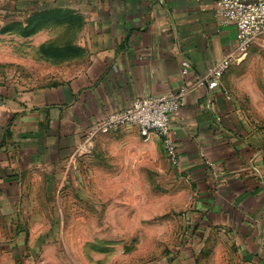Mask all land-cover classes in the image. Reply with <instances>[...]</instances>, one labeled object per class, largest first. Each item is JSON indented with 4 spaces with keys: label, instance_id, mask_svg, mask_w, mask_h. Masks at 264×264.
<instances>
[{
    "label": "crops",
    "instance_id": "crops-1",
    "mask_svg": "<svg viewBox=\"0 0 264 264\" xmlns=\"http://www.w3.org/2000/svg\"><path fill=\"white\" fill-rule=\"evenodd\" d=\"M215 1L81 0L31 13L23 24L31 33L16 37L31 50L23 77L0 84L2 207L58 201L95 122L186 87L171 118L180 159L173 172L188 190L183 216L195 232L230 231L248 261L264 264V137L242 119L227 86L240 63L219 88L198 85L236 51L237 30L217 17ZM148 142L166 149L160 137Z\"/></svg>",
    "mask_w": 264,
    "mask_h": 264
},
{
    "label": "rangeland",
    "instance_id": "rangeland-1",
    "mask_svg": "<svg viewBox=\"0 0 264 264\" xmlns=\"http://www.w3.org/2000/svg\"><path fill=\"white\" fill-rule=\"evenodd\" d=\"M79 2L0 0V84L23 77L31 50L16 37L31 13ZM232 72L228 92L264 137V40ZM80 158L58 201L37 196L21 209L0 202V264H252L230 231H192L183 216L186 186L166 149L138 127L98 136Z\"/></svg>",
    "mask_w": 264,
    "mask_h": 264
},
{
    "label": "built area",
    "instance_id": "built-area-1",
    "mask_svg": "<svg viewBox=\"0 0 264 264\" xmlns=\"http://www.w3.org/2000/svg\"><path fill=\"white\" fill-rule=\"evenodd\" d=\"M214 9L223 24L235 26L237 45L235 53L213 66L199 82V86L206 84L210 90L219 88L232 65L244 61L251 47L264 40V0H216ZM189 69L185 62L182 74L187 75ZM188 93V88L183 87L174 94L135 99L123 110L110 112L91 126L75 148L73 161L90 153L98 136L132 125L147 141L152 136L162 138L171 164L180 168L177 146L171 137V118L184 106Z\"/></svg>",
    "mask_w": 264,
    "mask_h": 264
},
{
    "label": "trees",
    "instance_id": "trees-1",
    "mask_svg": "<svg viewBox=\"0 0 264 264\" xmlns=\"http://www.w3.org/2000/svg\"><path fill=\"white\" fill-rule=\"evenodd\" d=\"M31 31H32V29L31 30L23 29L22 35H27L28 36V34L31 33Z\"/></svg>",
    "mask_w": 264,
    "mask_h": 264
}]
</instances>
